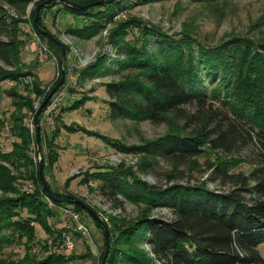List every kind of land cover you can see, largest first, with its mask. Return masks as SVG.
Here are the masks:
<instances>
[{"label": "trees", "instance_id": "trees-1", "mask_svg": "<svg viewBox=\"0 0 264 264\" xmlns=\"http://www.w3.org/2000/svg\"><path fill=\"white\" fill-rule=\"evenodd\" d=\"M43 1L36 2L29 15L32 0H0V60L6 67L0 66V80L15 83L6 91L13 107L10 117L8 120L0 117V132L9 125L13 138L10 151L0 148V264H71L93 258L87 246L84 254L76 253L84 250L76 240V249L70 256L35 253L36 244L47 251L48 239L56 242L64 232H70L67 226L57 229L50 223L61 207L71 206L79 214L87 213L69 201L75 198L68 191L73 177L65 181L62 193L46 179L47 172L53 170L60 158L56 141L62 129L69 133L78 130L119 152L141 155V164L103 165L97 171L83 173L82 184L94 180L98 182L97 190L115 204L127 202L138 208L137 215L130 218L106 216L94 209L104 217L102 220L110 231L106 264H264L261 252L264 246V39L251 41L228 35L219 46L208 48L193 38L190 29L169 33L136 18L115 20L120 12L131 8L130 0H113L86 9L51 0L49 6L40 10L38 24L57 39L44 21L45 11L57 6H64L74 18L90 20L83 28L71 27L67 31L77 38L90 39L112 24L108 28L107 44L117 54L114 63L135 71L105 85L111 100L110 118L164 122L170 129L158 138L144 139L139 145H126L97 131L61 121V129L51 137H42L41 133L45 187L39 176V160L34 157L38 151H32L36 132L30 135L24 122L28 114H36L37 99H44L58 81L52 84V89L50 86L42 89V81L35 77L33 86L25 88L26 95L18 92L26 77L35 76L22 61L25 43L19 40L21 25L32 24L34 29L35 8ZM75 1L89 5L97 0ZM259 23L264 24V15ZM34 31L37 39L46 43L60 61V46ZM3 35L8 39H2ZM65 47L68 57L71 50L68 45ZM102 58L80 74L81 81L90 70L99 71L103 60L107 63V58ZM86 101V98L76 101L68 110L81 109ZM214 103L219 104L221 114L214 111ZM190 105L197 106L195 115L185 112L184 108ZM240 138L256 139L259 153L254 163L242 157L228 159L219 153L221 149H237ZM212 154H216L215 161L209 163L215 168L213 172L235 180L236 189L213 190L205 181L171 184L182 177L181 172L168 174L169 183L164 186L150 184L140 176L152 170L160 159L190 164L194 169L200 158ZM244 163L251 166L248 174L230 173ZM29 184L31 187L27 189ZM45 197L52 201L53 207ZM161 209L170 210L172 218L164 219L155 213ZM93 222L104 236L101 225ZM36 225L48 236L45 242L36 241ZM73 233L83 238L79 232ZM103 243V252L94 258L97 264L104 257L105 236ZM15 244L23 246V256L5 257V248ZM145 245L149 246L148 251Z\"/></svg>", "mask_w": 264, "mask_h": 264}, {"label": "rangeland", "instance_id": "rangeland-1", "mask_svg": "<svg viewBox=\"0 0 264 264\" xmlns=\"http://www.w3.org/2000/svg\"><path fill=\"white\" fill-rule=\"evenodd\" d=\"M38 1L39 0H32L30 5ZM130 4L131 8L119 13H122L120 19L126 17L136 18L140 21L160 27L169 33L182 32L185 29H190L191 33L194 34L193 38L208 48L219 46V44L223 42L222 40L228 35H238L251 41L264 39V24L259 23V19L264 15V0H159L150 2L130 0ZM30 5L28 7L29 15L34 7L33 5L30 8ZM6 8L10 10L9 13L12 14V16L17 17L12 9L8 6H6ZM96 11H98V9ZM44 17L47 28L59 38V41L63 42L64 45H68L71 50L67 57V74L65 81L69 80L71 74L75 79L73 86L67 89H61L63 85L53 96L55 97L61 93V111L59 115L54 117V120L56 118L55 127H58L56 130L61 129L59 127L62 121L67 125H80L89 130L97 131L113 139L120 140V142L126 145H139L144 139L152 140L169 131L170 127L164 122L156 123L153 121H136L129 118H110L109 101L111 100L109 99L105 85L110 82L122 80L125 76L129 74L132 75L135 71L131 68H121L114 63L113 59L117 57V54L112 50V47L107 44L108 28H111L112 24L107 26V30L99 32V34L90 39H81L68 34L67 31L71 27L83 28L90 21L87 18H74L73 15L68 14L66 10H64V6H57L53 9L46 10ZM21 27L22 32L19 40L25 43L22 49V61L35 76L26 77L25 82L19 85L18 92L22 95H26L25 88L28 85L33 86L35 77L38 81H42V89H46V87L49 86L52 89V84L56 80L59 81L61 76L60 61L57 60V56L52 53L50 47L46 43L42 42L41 44L39 42L32 24H22ZM1 38L4 40L8 39L6 35H3ZM43 46L46 50H43ZM102 57H106L108 61L106 63L103 60V66H101L99 71L97 68L94 69L98 74L93 75L94 70H90V74L85 77L86 79L84 78V80L81 81L80 74L90 66L96 65L103 59ZM0 66L6 68L1 60ZM48 66H52V72L50 74L47 73L50 70L45 71ZM14 86L15 83L13 81L7 80L1 82L0 80V117L6 120L9 119L13 110L11 99L6 95V91ZM49 92L50 89L48 90V94ZM32 97L35 98V95L33 94ZM46 97L44 99H37L35 102L37 111ZM84 98H86L87 101L83 108L68 110L76 101L83 100ZM51 101L52 99L43 109L39 118L41 133H43L41 126L45 122V118H47L45 116V110L50 105ZM208 108L210 109V107ZM184 109L189 116L197 113L196 105H190ZM213 109L215 112L221 114L218 103H214ZM35 115L33 116L31 113L28 114L24 122L30 135L32 133L27 123L34 117L33 123L36 125ZM53 115L54 114H51L50 117H53ZM224 122L227 123L228 120ZM52 132L48 131V133ZM45 133L47 132H44L42 137L48 134ZM53 134L48 137H51ZM12 141L13 138L9 132V125H7L0 132V148L3 151H10ZM56 142L60 158L53 170L46 174V179L52 186L62 193L65 181L69 177H73L68 191H70L75 198L85 200L93 209L105 213L106 216L108 214H113L122 218H130L137 215L138 208L135 205L127 202L123 205L115 204L109 196L97 190L98 182L90 180L89 184L85 182L82 184L81 181L84 178L83 173L86 171H97L98 167L103 165L118 166L124 164L125 166H129L141 164L140 154H127L123 151L119 152L102 140L87 136L78 130H75L74 133H69L65 129H62ZM35 145V148L32 147L33 152L37 150V142ZM238 146L237 149L231 151L221 149L219 153L228 159L232 157H242L247 159L248 162L254 163L259 153L256 139L251 141L249 139L240 138ZM35 155L34 157L38 162V154ZM215 158L216 154L200 158L198 160L199 165L194 169H191L190 164H175L170 160L160 159L152 170L140 176L150 184L164 186L169 183L167 180L168 174L172 173L177 175L181 172L182 177L173 180L171 184L176 182L186 185L187 183L193 184L199 181H205L213 190L228 192L232 189H236L238 186L235 180L220 177L213 172L215 168H212L209 163H213ZM250 169L251 166L244 163L230 173L244 172L248 174ZM29 187H31L30 184L27 189H29ZM68 207L73 209L71 206ZM59 211L60 212L57 213L58 216L50 220L52 226L57 229L65 226L71 227L69 234L73 239L75 238L74 240H76L79 247L84 246L82 252L76 251V253L84 254L87 246L90 253L93 255L91 259L86 261L77 260V262L71 264H97V259L94 258H98L99 254L103 252L105 235L103 236V233L94 224L88 213H82L79 214L81 221L90 228L94 242L88 243V240L84 236L83 238L76 237L73 233L75 230L74 223L72 224L70 219L64 216L61 210ZM155 213L159 214L164 219L172 218V212L168 209H161L155 211ZM100 217L104 218L102 215H100ZM36 229V241H38V243L45 242L48 236L44 230L38 225H36ZM49 240L53 241V238L48 239L47 242ZM57 242L58 241L54 243ZM145 249L148 251L149 246L145 245ZM35 250H33L35 253H39L43 256L50 255L51 253L49 247L47 251H44L38 244H36ZM261 252L264 256V246L261 247ZM23 254V246L16 244L8 246L4 250L5 257L20 258ZM66 255L70 256V254Z\"/></svg>", "mask_w": 264, "mask_h": 264}, {"label": "water", "instance_id": "water-1", "mask_svg": "<svg viewBox=\"0 0 264 264\" xmlns=\"http://www.w3.org/2000/svg\"><path fill=\"white\" fill-rule=\"evenodd\" d=\"M113 0H98L93 2L92 4L89 5H84L81 3L76 2L75 0H54V3L57 2H65L71 6L77 7L79 9H86L90 6H101L104 5L107 2H111ZM51 3V0H46L42 3H40L37 7H36V13H35V19H34V28L36 31H38L39 33H41L42 35H44L47 39H49L50 41H52L53 43L57 44L58 46H60L61 50H62V56L60 59V79L57 82V84L55 85V87L49 92V94L47 95L46 99L43 101L41 107L38 109L36 115H35V123L37 125L36 127V142H37V150H38V160H39V176L40 178L43 180L45 187H47V182L45 181V177L43 174V168H44V159L42 156V151H41V129L39 126V116L42 113L43 109L48 105L49 101L52 99V97L58 92V90L64 85L65 80H66V69H65V60L67 57V50L65 45L63 44V42L59 41L55 36H53L49 31L42 29L39 24H38V20H39V16H40V10L42 8H45L46 6H49ZM34 5V3H32L30 5V8ZM65 201V200H64ZM69 201L73 202V204L81 207L82 209H84L89 216L96 221L97 223H99L103 229L104 235H105V253H104V257L101 261V264H106L108 255H109V251H110V231H109V227L107 226V224L102 220V218L100 217V215L90 206L88 205L86 202L77 199V198H71L69 199Z\"/></svg>", "mask_w": 264, "mask_h": 264}, {"label": "built area", "instance_id": "built-area-1", "mask_svg": "<svg viewBox=\"0 0 264 264\" xmlns=\"http://www.w3.org/2000/svg\"><path fill=\"white\" fill-rule=\"evenodd\" d=\"M121 14H118L115 17V20H118L121 18ZM40 42V41H39ZM41 43V42H40ZM42 44V43H41ZM43 50H46V48L43 46ZM74 76L71 74L69 76V80L65 81L66 84L63 86L62 89H67L70 86H73L74 81ZM60 99H61V93L56 95L55 97L52 98V101L50 103V105L47 107V109L45 110V116L47 118H45V122L42 124V129H43V133L50 131L52 133H45L47 134L46 136H49L51 134H53L56 131L55 127V122H56V118L54 120V117L60 114ZM51 114H54L53 117H50ZM33 118L32 117L30 119V121L27 123L28 127L31 130V133L34 134V132H36V125L33 123ZM48 130V131H46ZM45 136V137H46ZM45 200L49 203L50 207H53L54 204L52 203V201L48 198L45 197ZM60 210L62 211V214L64 216H66L67 218L70 219V222L75 225V231L79 232L82 236L86 237V239L88 240V243L90 242H94L92 233L90 228L81 221V218L79 216V213L75 212L73 209L69 208V207H61ZM71 228V227H69ZM48 244L50 245V250L51 253L53 254H72L75 249H76V243L75 240L73 239V237L69 234V232H64L62 239L59 240L57 243H54L52 240L48 241Z\"/></svg>", "mask_w": 264, "mask_h": 264}, {"label": "crops", "instance_id": "crops-1", "mask_svg": "<svg viewBox=\"0 0 264 264\" xmlns=\"http://www.w3.org/2000/svg\"><path fill=\"white\" fill-rule=\"evenodd\" d=\"M51 67H52V66H48L47 69H45V71H46V70H50V71L47 72V73H49V74L52 72V68H51Z\"/></svg>", "mask_w": 264, "mask_h": 264}]
</instances>
